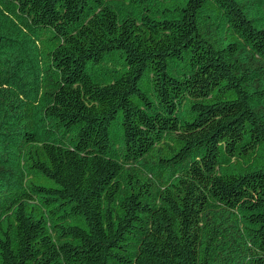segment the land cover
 <instances>
[{
    "label": "trees",
    "instance_id": "1",
    "mask_svg": "<svg viewBox=\"0 0 264 264\" xmlns=\"http://www.w3.org/2000/svg\"><path fill=\"white\" fill-rule=\"evenodd\" d=\"M0 264H264V0H0Z\"/></svg>",
    "mask_w": 264,
    "mask_h": 264
}]
</instances>
